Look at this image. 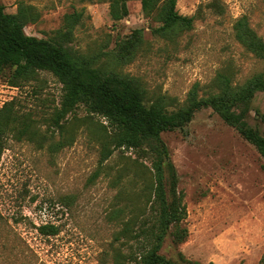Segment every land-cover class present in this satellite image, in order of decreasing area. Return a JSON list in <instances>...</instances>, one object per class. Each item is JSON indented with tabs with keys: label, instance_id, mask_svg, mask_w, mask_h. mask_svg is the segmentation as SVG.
<instances>
[{
	"label": "rangeland",
	"instance_id": "374dc122",
	"mask_svg": "<svg viewBox=\"0 0 264 264\" xmlns=\"http://www.w3.org/2000/svg\"><path fill=\"white\" fill-rule=\"evenodd\" d=\"M213 1L178 0L179 14L196 19L192 30L166 40L154 35L159 24L143 13L140 0L128 3L130 15L120 22L113 21L105 0H0L8 14H16L21 4L32 6L38 19L25 32L39 39L54 38L68 15L82 12L69 47L104 70L136 78L150 99H174L176 107L186 104L192 92L199 98L217 93L222 76L239 86L264 72V62L237 41L234 31L235 22L247 16L264 40V0H219L220 11L210 7ZM137 30L144 40L141 52L132 63H120L114 56L119 43ZM11 74L6 70L0 77V109L15 101L46 139L40 145L9 138L0 164V264H113L110 246L120 227L109 216L121 186L104 175L93 179L100 168L98 136L105 120L80 107L59 129L51 120L64 95L57 78L41 71L12 86ZM251 106L248 121L264 135V93ZM163 140L177 171L189 237L178 248L167 242L161 253L174 259L182 252L201 264H259L264 159L256 148L210 108L198 112L184 131L165 133ZM125 156L136 154L117 150L106 164L113 175ZM45 224L61 233L41 236L36 228Z\"/></svg>",
	"mask_w": 264,
	"mask_h": 264
},
{
	"label": "trees",
	"instance_id": "16d2710c",
	"mask_svg": "<svg viewBox=\"0 0 264 264\" xmlns=\"http://www.w3.org/2000/svg\"><path fill=\"white\" fill-rule=\"evenodd\" d=\"M105 1L114 22L130 15L131 0ZM140 1L143 13L159 24L153 30L155 36L174 40L193 29L195 16L179 14L178 0ZM218 1L214 0L210 7L220 11ZM83 16L82 12L68 15L64 29L54 38L39 39L25 32L26 26L38 19L32 6L21 4L16 14H8L0 2V77L11 70L9 83L17 86L33 80L38 72L53 74L64 90L61 106L51 119L59 129L63 128L62 121L80 107L89 116L98 115L105 120L100 123L98 136L100 168L93 179L104 175L121 186L119 203L109 216V221L120 227L110 246L113 264H201L187 259L182 252L174 259L161 253L167 242L178 248L189 237L186 206L183 195L177 191L178 175L163 135L184 131L198 112L210 108L264 159V135L248 121L254 99L264 93V72L239 86L222 76L217 93L199 98L197 91L192 92L181 107H176L175 100L167 96L150 99L136 78L104 70L96 66L92 57L69 47ZM234 31L237 41L264 62V40L251 27L247 16L235 22ZM143 44L142 30L135 31L119 43L115 59L123 64L132 63ZM260 121L264 123V114ZM11 137L18 141L27 138L40 145L46 139L33 125L30 114L22 112L15 101L0 109V164ZM117 150L134 151L136 157L122 158L113 175L114 168L106 164ZM128 184L135 187L127 189ZM36 229L45 238L61 233L54 224ZM259 264H264V254Z\"/></svg>",
	"mask_w": 264,
	"mask_h": 264
}]
</instances>
